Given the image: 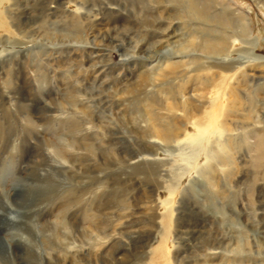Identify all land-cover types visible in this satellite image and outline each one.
Instances as JSON below:
<instances>
[{
  "label": "rangeland",
  "instance_id": "rangeland-1",
  "mask_svg": "<svg viewBox=\"0 0 264 264\" xmlns=\"http://www.w3.org/2000/svg\"><path fill=\"white\" fill-rule=\"evenodd\" d=\"M81 1L0 4V263L264 264V0Z\"/></svg>",
  "mask_w": 264,
  "mask_h": 264
},
{
  "label": "bare ground",
  "instance_id": "bare-ground-1",
  "mask_svg": "<svg viewBox=\"0 0 264 264\" xmlns=\"http://www.w3.org/2000/svg\"><path fill=\"white\" fill-rule=\"evenodd\" d=\"M3 0H0V4H1V2H2ZM103 3H105L106 5L107 4H110L109 2L110 1H112V0H101ZM133 1H136V2H138V3H140L141 5L143 4V0H132V2ZM87 2V0H82L81 1V3H86ZM230 11V10H229ZM231 13V12H230ZM236 18V17H235ZM2 28V23L0 22V29ZM174 38V36L172 35V36H170V37H168V39H170V41L172 40ZM62 41V40H61ZM60 41V42H61ZM167 42V41H166ZM213 41L212 40H210V43H212ZM217 42V41H216ZM215 42V43H216ZM160 43H163L162 41L161 42H159V44ZM170 43H172V42H170ZM169 43V44H170ZM61 44H63L62 42H61ZM167 44H168V42H167ZM38 84H39V93H40V91L42 92L43 90H45V83H44V81H43V78L40 76L39 78H38ZM47 84V83H46ZM5 85H6V87L7 88H9L10 87V82H6L5 83ZM211 123V117H208V124H210ZM30 125V124H29ZM6 242H7V244L9 245V246H11V245H14L16 242L14 241V240H12V239H7L6 240ZM59 244L58 245H60L62 242H58ZM24 245H27L28 246V244H24ZM26 247V246H25ZM25 251H26V255H24V258H25V262L27 263V264H32V262H33V256H32V254H31V252H30V249H27L26 250V248H25ZM0 256H2V257H4V255L3 254H0ZM1 258V257H0ZM0 264H2V263H0Z\"/></svg>",
  "mask_w": 264,
  "mask_h": 264
}]
</instances>
